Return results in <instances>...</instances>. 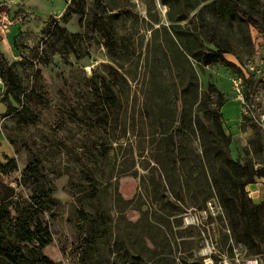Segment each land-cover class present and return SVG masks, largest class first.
<instances>
[{
  "label": "rangeland",
  "instance_id": "obj_1",
  "mask_svg": "<svg viewBox=\"0 0 264 264\" xmlns=\"http://www.w3.org/2000/svg\"><path fill=\"white\" fill-rule=\"evenodd\" d=\"M70 1L0 0L20 100L0 116V208L47 229L55 264H264L220 171L225 150L264 169V35L216 0ZM238 1L264 27L263 0Z\"/></svg>",
  "mask_w": 264,
  "mask_h": 264
},
{
  "label": "trees",
  "instance_id": "obj_2",
  "mask_svg": "<svg viewBox=\"0 0 264 264\" xmlns=\"http://www.w3.org/2000/svg\"><path fill=\"white\" fill-rule=\"evenodd\" d=\"M238 3V0H216L217 8L221 13L235 15L257 30L260 34L264 35L263 25L248 15ZM262 4L264 5V0ZM227 52V50H223L220 53H214L213 55L215 58L212 61L220 62L224 66H229L230 62L226 61L222 56V53ZM206 59H210L209 56H206ZM0 80L2 83L0 102L4 104L6 108L5 113L8 114L16 110V107L13 106L8 96L17 104L20 103V100L15 93L17 89L15 77L10 70L7 59L1 51ZM258 82L259 80L253 79L252 76H248L245 79L243 90L244 101L252 98ZM224 103L222 95L217 94L216 107L220 109ZM212 115L217 137L227 144L229 142V136L225 135L221 127V122L219 121L220 113L214 111ZM10 162H12V160L8 158L7 162L1 165V167H7ZM221 162L222 166L220 171L222 179L225 181L224 186L226 187V192L230 191V189L235 190V196L239 201L241 200L239 208L246 214L243 225L245 243L253 247H258L259 243L264 245V220H262L264 216V207L262 204H254L249 198H245L244 196V187L254 183L255 178L262 177L264 175V169H256L253 171L251 168H246L245 165H241L237 161H234L230 157L228 150L224 151ZM13 170L14 166L8 169V171ZM238 191L240 195L237 194ZM222 200L230 209L235 210L236 206H234L229 196L223 194ZM234 202L238 205L236 201ZM33 227L34 228H31L27 222H24L18 216L11 215L8 209L4 207L0 208V264H55V262L42 255L40 252L41 248L46 246L49 242V232L46 228L42 229L39 223L33 225Z\"/></svg>",
  "mask_w": 264,
  "mask_h": 264
},
{
  "label": "crops",
  "instance_id": "obj_3",
  "mask_svg": "<svg viewBox=\"0 0 264 264\" xmlns=\"http://www.w3.org/2000/svg\"><path fill=\"white\" fill-rule=\"evenodd\" d=\"M64 9H63V11H64ZM14 16H15L14 14L11 15L9 12L1 13L2 19H8V18L12 19ZM16 23H18V22H16ZM16 23H12V24L10 23L9 26L16 24ZM7 26H5L4 28L6 29ZM2 41L3 40H1V42ZM5 110H6V108L4 109V111L2 113H0V116H2L5 113ZM239 119H240V114L237 118V122L239 121ZM0 145H2L1 150L4 151L5 155H9L10 147L7 144L3 143V141H1V138H0ZM246 190L248 191V196L255 203H262L264 205V175L262 177L258 178L254 183L247 185Z\"/></svg>",
  "mask_w": 264,
  "mask_h": 264
},
{
  "label": "built area",
  "instance_id": "obj_4",
  "mask_svg": "<svg viewBox=\"0 0 264 264\" xmlns=\"http://www.w3.org/2000/svg\"><path fill=\"white\" fill-rule=\"evenodd\" d=\"M260 88H261V85H260V82H258L256 84L255 91H254V94L252 96V101L259 102V103L262 101V96H261V93L259 92ZM235 89L238 92V95H240V99H242V97H241V95H242V86H241V84L239 82L235 84ZM243 112H244L245 115L249 114L248 110L246 108L243 110ZM254 117H255L257 123L261 127H264V110H262L260 112H257V114ZM243 264H259V263H258V260L256 258L248 257V258H246L243 261Z\"/></svg>",
  "mask_w": 264,
  "mask_h": 264
}]
</instances>
